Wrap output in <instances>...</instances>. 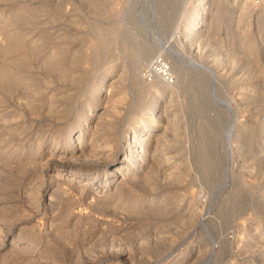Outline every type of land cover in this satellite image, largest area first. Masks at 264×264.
Instances as JSON below:
<instances>
[{"label":"rangeland","instance_id":"obj_1","mask_svg":"<svg viewBox=\"0 0 264 264\" xmlns=\"http://www.w3.org/2000/svg\"><path fill=\"white\" fill-rule=\"evenodd\" d=\"M194 1L0 0V264H112L115 253L131 264H158L200 246L197 264L219 245L207 239L212 218L233 251L245 240L247 221L264 210V153L254 131L264 117L263 18L237 0H199L204 13L187 45L182 32ZM164 43L216 77L199 86L184 60L181 75L169 70L174 93L163 91L147 63ZM114 65L123 68L113 87L121 99L95 111L100 100L90 90ZM155 101L165 109V142L148 144L155 163L142 162L124 189L98 192L102 186L52 171L44 151L56 144L53 150L73 152L80 129L101 156L125 157L137 118ZM140 196L149 200L124 207Z\"/></svg>","mask_w":264,"mask_h":264},{"label":"bare ground","instance_id":"obj_2","mask_svg":"<svg viewBox=\"0 0 264 264\" xmlns=\"http://www.w3.org/2000/svg\"><path fill=\"white\" fill-rule=\"evenodd\" d=\"M194 1V0H193ZM205 0H203L204 2ZM240 4V6L245 7V4L247 6H251V9L253 8L252 4H251V0H237ZM201 3L199 0H195L192 4L193 6V11L192 13H190V18L189 20H187L188 25L185 26V29L183 30L182 34L184 36V42H186V44H191L189 42H191V40H196L197 37V33L198 30L196 28V23L197 20L199 18V16H201V14H203V7H204V3ZM210 3V2H208ZM156 4V3H155ZM212 4V3H211ZM210 4V5H211ZM215 4V3H214ZM218 7V5H217ZM220 7V6H219ZM248 7V8H249ZM94 8V7H93ZM212 8V7H211ZM217 10V9H216ZM220 10V9H219ZM246 10V9H245ZM257 11L259 12V15L262 16V21L264 24V5L260 8L257 9ZM217 12V11H216ZM219 12V11H218ZM217 12V13H218ZM248 12V11H247ZM220 13V12H219ZM222 8H221V14H222ZM209 14V13H208ZM219 14V15H221ZM147 15V14H146ZM259 16V17H260ZM209 17V16H208ZM216 18H220V16L216 17ZM258 18V17H257ZM261 18V17H260ZM145 20V19H144ZM217 20V19H215ZM202 21V20H201ZM234 24V23H233ZM231 23V25H233ZM183 29V28H182ZM203 34V33H202ZM226 38V37H225ZM183 41V40H182ZM150 45V46H149ZM148 47H145L144 50L142 51V55H143V60L144 58H147V55H149L154 47L153 45L149 44ZM147 46V45H146ZM170 46V45H169ZM173 46V45H172ZM174 47H176L174 45ZM172 48V47H171ZM170 48V49H171ZM177 48V47H176ZM181 48V47H180ZM168 45H166L165 43L161 45V51H164L166 54L167 58H170L171 61L169 63V66H167V62L165 63L163 60H165V58H161V60L158 58L161 57V51L157 54V55H153L150 59V61L147 63V67L149 69V73L150 75L154 78V79H159L160 82L163 81L162 83V90L163 91H167L169 92L168 94H172L175 91V85L174 84H169L170 82H172V79L169 81V78H172L170 71L173 74H176V76L181 75L182 73V69H184L183 66V61L185 60V58L181 55V53L177 50H170ZM141 54V53H140ZM150 56V55H149ZM149 58V57H148ZM197 58V57H196ZM196 58L193 57H187L185 62L186 64H189V66H191L192 70H190V72L193 75V81H195L196 83L199 81L201 82L202 79L204 78V80H206L205 78H208L209 80H213L216 76H215V72L214 70L206 65L201 63L202 61H198ZM73 61V60H72ZM148 61V60H147ZM79 63V62H78ZM70 64V63H69ZM117 65H114L112 67H110V69L108 70V74H107V79L104 80V82L106 81V83H104L103 81H101L98 85L92 87L93 89L90 90V93L93 95L94 100H100V102L95 103L94 104V110L98 111L103 109L104 107L107 109L108 107L107 104H113L115 101H119L121 98L117 96V93L119 94V92L115 91L113 89L114 85H117V82L121 79L118 80V78L120 76H123L121 74H123L122 70L123 68H117ZM195 67L196 69H194L193 67ZM169 67V68H168ZM189 68V67H188ZM170 70V71H169ZM186 72V71H185ZM189 72V71H188ZM168 73L167 78H165V75ZM68 74V73H67ZM61 75V74H60ZM186 75V74H185ZM74 76V75H73ZM243 76V75H242ZM58 77V75H57ZM63 77V75H62ZM61 77V78H62ZM105 77V76H104ZM135 79V78H134ZM207 79V80H208ZM181 80V79H180ZM179 80V81H180ZM201 80V81H200ZM70 81V80H69ZM74 81V79H73ZM121 81V80H120ZM217 80H214V82ZM165 82V83H164ZM199 86H202V82L199 83ZM211 82V81H210ZM209 82V83H210ZM156 83V82H155ZM154 83V84H155ZM167 83V84H166ZM204 83V82H203ZM206 83V82H205ZM204 83V84H205ZM195 84V83H194ZM203 84V85H204ZM83 85V84H82ZM197 85V86H198ZM210 86V85H208ZM207 86V87H208ZM212 86V84H211ZM145 87V86H144ZM205 87V85L203 86ZM216 87V85H215ZM214 87V88H215ZM74 88V87H73ZM211 88V87H210ZM208 89V88H206ZM249 89V88H248ZM56 90V89H55ZM202 90V89H201ZM39 91V90H38ZM69 91V90H68ZM210 91V90H209ZM208 91V93H209ZM37 92V91H36ZM66 92V91H65ZM79 92V91H78ZM202 92H205L204 90ZM140 93V92H139ZM64 94V93H63ZM62 94V96H63ZM167 94V95H168ZM170 94V95H171ZM67 95V92L66 94ZM121 95V94H120ZM166 95V96H167ZM208 94L206 93H201V101L202 102H208ZM212 95V94H211ZM169 96V95H168ZM60 97V96H59ZM66 97V96H65ZM175 97V96H174ZM208 97V98H207ZM63 98V97H62ZM119 98V99H118ZM210 99V98H209ZM257 99V98H256ZM28 100V99H27ZM169 100V99H168ZM159 101V100H158ZM171 101V100H170ZM29 102V101H28ZM40 102V101H39ZM160 102V101H159ZM163 102V101H162ZM161 102V103H162ZM35 103V102H34ZM169 103V102H168ZM209 103V102H208ZM25 104V103H24ZM62 105V104H61ZM114 105V104H113ZM27 106V105H26ZM32 106V105H31ZM60 106V105H59ZM254 106V105H253ZM58 107V106H57ZM170 107V106H169ZM31 108V107H30ZM46 110V109H45ZM111 110V109H110ZM114 110V109H112ZM165 109L162 107V105L158 106L157 101L153 102L152 105H150L149 107H147L142 114L140 115V117L137 118L136 120V124L138 125V128L133 129L132 131V140L130 141L131 144L128 147V151L129 153L124 156H120L117 159H115V157L113 158H108V157H103L101 156V154L97 153L94 149V145L91 146L90 144H88L91 141L90 139H87L85 137V132L87 131L85 130H78V132L75 134V138L74 141H76V145H73L71 147L72 151H58V150H53L54 147H57V145L55 144L54 146H51V148L49 150H45L44 152L46 153V155L52 159L50 162V166L52 167V171L54 170L56 174H66L68 172H71V176L69 180H74L75 177H80L83 178L84 181H86L87 183H92L95 184L97 187L100 185L102 186L101 189L98 190V192H103L106 191L108 188L109 190H112L113 187L115 188V190H117L118 188H122L125 185V180L127 178H129L128 176L130 175H134L136 172H138L140 170V166L145 162H149L150 164L155 163L153 160L155 156H152L148 153L146 154L145 149L147 147H149V143L152 141L154 142L153 144H158V141H162L163 138L160 137L161 134L164 133L166 126V120L164 121V117H162L163 111ZM50 111V110H49ZM52 111V109H51ZM94 111V112H95ZM177 111V110H176ZM34 112V111H33ZM32 112V113H33ZM56 113L59 114V112L55 111ZM62 112V111H61ZM54 113V112H53ZM63 113V112H62ZM35 114V113H34ZM98 114V113H97ZM60 115V114H59ZM67 115V114H66ZM170 115V114H169ZM172 115V114H171ZM176 115V114H175ZM53 116V115H51ZM101 116V115H100ZM167 117V116H166ZM98 118V117H97ZM174 116H172L171 118H169V121H173ZM102 119V118H101ZM175 119V118H174ZM232 121V120H231ZM110 122V121H109ZM165 122V123H164ZM237 122V121H236ZM235 122V124H236ZM88 123V122H87ZM249 123V122H248ZM103 124V123H102ZM170 124V123H169ZM231 124V123H230ZM86 125V124H85ZM106 125V124H105ZM250 125V123H249ZM37 126V125H36ZM108 126V125H107ZM170 126V125H169ZM235 126V125H234ZM238 126V125H237ZM96 127V126H94ZM99 127V126H98ZM106 127V126H105ZM171 127V126H170ZM169 127V128H170ZM109 128H111L109 126ZM226 128V127H225ZM236 128V127H235ZM234 128V129H235ZM247 128V126H246ZM245 128V129H246ZM230 129L231 126H229L226 129L225 135H228L230 133ZM233 129V130H234ZM109 130V129H108ZM157 130H161L160 132ZM236 130V129H235ZM156 131V132H155ZM173 131V130H172ZM238 131V130H237ZM257 134H258V138L255 140L256 144L259 145L261 147L260 151H263L264 153V117L262 119H260L257 122L256 128L254 130ZM15 132V131H14ZM89 132V131H88ZM87 132V133H88ZM91 132V131H90ZM89 132V133H90ZM88 133V134H89ZM167 133V131H166ZM234 133V132H232ZM87 134V135H88ZM126 134V133H125ZM177 135V134H175ZM232 135V134H231ZM260 135V136H259ZM90 136V135H89ZM235 136V135H234ZM168 137V136H167ZM174 137V135H173ZM260 137H263L262 139H260ZM89 138V137H88ZM165 138V137H164ZM161 139V140H160ZM241 141V139H240ZM165 142V139L164 141ZM171 142V141H170ZM169 142V144H170ZM173 144V143H172ZM77 145L79 146V148L77 149ZM101 145V144H100ZM104 145V144H103ZM110 145V144H109ZM168 145V144H167ZM171 145V144H170ZM233 145V144H232ZM237 145V144H235ZM61 146V145H60ZM102 146V145H101ZM96 147V146H95ZM98 147V146H97ZM105 147V146H104ZM152 146H150L151 148ZM167 147V146H166ZM236 147V146H235ZM258 147V149L260 148ZM138 148V149H137ZM165 148V147H164ZM169 148V147H168ZM76 149V150H75ZM173 149V148H172ZM152 150V149H150ZM165 150V149H163ZM162 151V150H161ZM259 151V150H258ZM88 152V153H87ZM247 152V150H246ZM161 153V152H160ZM259 153V152H258ZM257 153V154H258ZM171 154V153H169ZM245 154V153H244ZM68 155V156H67ZM104 155V154H103ZM158 155V154H157ZM161 156V155H160ZM175 156V155H174ZM110 157V156H109ZM157 157V156H156ZM176 157V156H175ZM221 157V156H220ZM263 157V156H262ZM264 158V157H263ZM262 158V160H263ZM174 159V158H173ZM222 159V158H221ZM146 160V161H145ZM170 160V159H169ZM259 160V159H258ZM167 161V159H166ZM174 161V160H173ZM161 162V160H160ZM209 162V161H208ZM264 162V161H263ZM158 163V161H157ZM167 163V162H166ZM171 163V162H170ZM211 163V162H210ZM168 164V163H167ZM222 164V163H221ZM224 164V163H223ZM259 164V162H258ZM263 164V163H262ZM170 165V164H169ZM243 165V164H242ZM106 166H110V169L108 171H105V167ZM155 166V165H154ZM207 166V165H206ZM148 167V166H147ZM146 167V168H147ZM152 167V165H151ZM159 167V166H156ZM155 167V168H156ZM165 167V166H164ZM86 169L83 171H80V169ZM143 168V167H142ZM150 168V167H149ZM79 169V170H78ZM90 169V170H89ZM159 169V168H156ZM165 169V168H164ZM171 169V168H170ZM242 169V168H241ZM225 170V169H223ZM262 170V169H261ZM166 171V170H165ZM164 171V172H165ZM221 171V170H220ZM100 172V173H99ZM140 172V171H139ZM211 172V171H210ZM225 172V171H224ZM261 172V171H260ZM219 173V172H218ZM228 173V172H227ZM264 173V172H263ZM262 173V174H263ZM146 174L144 173V175L142 176L140 174V176L142 177H146ZM167 175V172H166ZM218 175V174H216ZM220 175V174H219ZM218 175V181L216 183L220 184L221 183V179ZM223 175V174H222ZM226 175V174H225ZM229 175V174H228ZM55 176V175H54ZM175 176V175H173ZM138 177V176H137ZM141 177V178H142ZM176 177V176H175ZM174 177V178H175ZM225 177V176H224ZM230 177V176H228ZM226 176V178H228ZM86 178V179H85ZM138 178V179H141ZM233 178V177H232ZM148 179V178H147ZM214 179V178H213ZM216 179V180H217ZM259 179V178H258ZM215 180V181H216ZM232 180V179H231ZM138 181V180H137ZM146 181V180H144ZM148 181V180H147ZM168 181V180H167ZM214 181V182H215ZM233 182V181H232ZM236 182V181H235ZM104 183V184H103ZM140 183V182H139ZM223 183V182H222ZM108 184V185H106ZM116 184V185H115ZM211 184V183H210ZM115 185V186H114ZM142 185V184H141ZM221 185V184H220ZM140 186V184H139ZM214 186V183H213ZM218 186V185H217ZM225 186V185H224ZM97 187H94V189L96 190ZM134 187V186H133ZM145 187V186H144ZM216 187V186H215ZM154 188V187H153ZM214 188V187H213ZM220 188V187H219ZM124 189V187H123ZM151 189V188H150ZM215 189V188H214ZM122 190V189H121ZM217 190V189H216ZM242 190V189H241ZM264 190V189H263ZM227 191V190H226ZM240 191V190H238ZM104 193V192H103ZM97 194V193H96ZM239 194V193H238ZM264 194V193H263ZM149 196V195H148ZM231 198V197H230ZM149 198L147 199L145 196H140L138 197L136 200L134 201H124V207L125 208H129V209H134V208H139L141 204L145 203L146 201H148ZM227 200V199H226ZM152 201V200H151ZM230 201V200H229ZM224 203V202H223ZM222 205V204H221ZM230 205V204H229ZM224 206V204H223ZM220 208V207H219ZM227 208V207H226ZM225 211V215L227 216V213L229 211V209L224 210ZM232 211V210H231ZM220 215H221V211ZM259 216L253 220V221H247V225L246 228L248 227V230L246 231V238L243 241L237 240L238 245L234 246L236 247V250L233 251L231 249V242L229 240H225L226 238L224 237H220L219 235L222 234L220 233V229L219 227V222L216 223L215 221L210 220L206 225V227H208V231H209V235L207 237V239L209 238V240L211 241V243H213L214 241H218L219 245L217 247V251L214 253L213 250L211 252H207V255L205 256V258H203L200 262H198L197 264H264V210L259 212ZM222 217V216H221ZM229 217V216H228ZM220 218V217H219ZM227 217H225L226 219ZM217 219V218H216ZM209 220V219H208ZM228 220V219H227ZM223 220H221L222 222ZM229 221V220H228ZM231 221V220H230ZM195 222V221H194ZM207 222V221H206ZM226 223V228H227V222L224 221ZM223 222V224H224ZM231 223V222H230ZM229 223V224H230ZM222 224V223H221ZM220 224V225H221ZM231 225V224H230ZM219 226V227H218ZM222 227V226H221ZM229 227V226H228ZM174 228V227H173ZM225 229V228H223ZM179 230V229H178ZM218 230V231H217ZM222 231V230H221ZM207 232V231H205ZM220 233V234H219ZM208 234V233H207ZM231 234V233H230ZM224 235V234H223ZM228 235V234H227ZM230 236V235H229ZM18 239L14 240L15 242ZM12 241V242H14ZM240 241V244H239ZM200 244V243H198ZM197 245V244H196ZM192 246V245H191ZM200 247V246H198ZM197 247V249H191L190 247V251H188V254H175L173 256H169L168 258H166L163 262H160L158 264H194L193 260L194 257L199 255V251L200 249ZM24 249H29L31 248L30 243H25V245L22 247ZM188 248V249H189ZM212 249V248H211ZM126 252V251H125ZM202 253V252H201ZM32 254V253H31ZM130 254V253H129ZM111 255V254H110ZM109 255V257H111L113 260L110 262L112 264H131V262H126V258L124 257V254H119V253H115L112 254L111 256ZM235 256H239L242 257L243 261H241L240 263H237L236 261H228V258L230 257H235ZM238 257V258H239ZM101 261V260H100ZM108 261V260H107ZM122 261V262H121ZM92 263V262H91ZM109 263V262H108Z\"/></svg>","mask_w":264,"mask_h":264},{"label":"built area","instance_id":"obj_3","mask_svg":"<svg viewBox=\"0 0 264 264\" xmlns=\"http://www.w3.org/2000/svg\"><path fill=\"white\" fill-rule=\"evenodd\" d=\"M251 4L253 6L252 10L256 12L258 8L264 5V0H251ZM167 76H168V73L165 75V78H167ZM170 80L171 78H169V81Z\"/></svg>","mask_w":264,"mask_h":264}]
</instances>
